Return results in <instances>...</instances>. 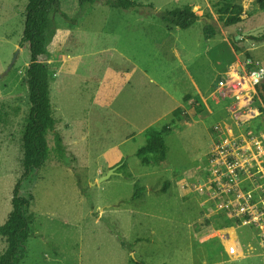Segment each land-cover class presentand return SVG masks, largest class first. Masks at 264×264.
I'll return each instance as SVG.
<instances>
[{
	"label": "rangeland",
	"instance_id": "rangeland-1",
	"mask_svg": "<svg viewBox=\"0 0 264 264\" xmlns=\"http://www.w3.org/2000/svg\"><path fill=\"white\" fill-rule=\"evenodd\" d=\"M136 1L145 5L59 0L68 17L51 15V98L67 157L23 182L35 220L20 264H264V8L231 0L242 20L227 27L221 0ZM28 2L0 0V225L23 173ZM185 5L200 18L167 32L160 11ZM135 19L146 22L122 23ZM166 123L167 157L143 164L146 130ZM136 185L145 190L132 200ZM7 244L0 234V257Z\"/></svg>",
	"mask_w": 264,
	"mask_h": 264
},
{
	"label": "trees",
	"instance_id": "trees-1",
	"mask_svg": "<svg viewBox=\"0 0 264 264\" xmlns=\"http://www.w3.org/2000/svg\"><path fill=\"white\" fill-rule=\"evenodd\" d=\"M100 0H79L81 8L87 4H93ZM114 8H134L145 4L136 0H105ZM264 8V0H257ZM61 13L64 17L68 15L61 11L59 0H29L27 4V15L20 45L30 43L31 60L27 70V81L29 86L30 112L27 123L22 132L23 157L21 160L23 173L18 179L12 197V209L7 219L0 225V234L7 237L8 244L0 257V264H20L28 253V240L34 235L31 225L34 223V215L31 212V204L34 200L33 192L21 193L23 182L32 181L38 169L45 166L50 160L56 159L60 162L67 157V148L64 137L56 129L57 119L54 116L53 102L51 98L50 63H49V30L51 15ZM219 18L224 26H232L242 20L239 10L233 8L231 0H221L218 8ZM160 17L170 26H179L187 29L193 26L200 18L191 6H179L165 8L160 11ZM215 28L211 23L205 27V36L212 37ZM236 49L242 47L232 40ZM245 55L253 67V54L246 51ZM258 91L263 96L261 87ZM186 99L190 95H186ZM196 100L201 101L199 95ZM184 111L177 107L173 113L178 118ZM173 127L166 123L162 128H149L146 130L145 144L136 150V156L143 164H150L153 159H165L168 155V144L166 134L172 132ZM54 134V145L49 142V135ZM125 166V164H124ZM167 188V184L163 188ZM145 190L144 186L136 185L131 199L138 198ZM241 221V220H240ZM234 225V224H231Z\"/></svg>",
	"mask_w": 264,
	"mask_h": 264
},
{
	"label": "crops",
	"instance_id": "crops-1",
	"mask_svg": "<svg viewBox=\"0 0 264 264\" xmlns=\"http://www.w3.org/2000/svg\"><path fill=\"white\" fill-rule=\"evenodd\" d=\"M156 20V19H155ZM160 20H162V19H160ZM153 22H154V20H152ZM163 22H165L164 20H162ZM127 22H130L129 24L128 23H125V22H122L123 23V25L124 26H126V25H130V26H132L134 23L137 25L139 22H140V25H144V23L146 22L145 21V19H135V20H132V21H127ZM159 21H157L156 20V23H154L155 24V26L157 27L158 26V23ZM166 23V22H165ZM167 24V23H166ZM74 25H76V24H74ZM120 25H122V24H120ZM151 25H153V23L151 24ZM169 26V29H168V31L167 32H173V27H175V29H178V28H181V27H179V26H170V25H168ZM61 33H60V30H58V32H57V36H59ZM114 35H116L117 37H121L122 36V34H121V32L120 31H116V32H114ZM117 51H120V52H122L121 50H119V49H116ZM170 52H172V50L170 49L169 50V53ZM123 53V52H122ZM77 56L78 55H80L79 53L78 54H76ZM136 66L138 65L137 63L135 64ZM170 94V92H167V95L168 96H170L169 95ZM240 256V255H239ZM239 256H237V257H239Z\"/></svg>",
	"mask_w": 264,
	"mask_h": 264
},
{
	"label": "built area",
	"instance_id": "built-area-1",
	"mask_svg": "<svg viewBox=\"0 0 264 264\" xmlns=\"http://www.w3.org/2000/svg\"><path fill=\"white\" fill-rule=\"evenodd\" d=\"M232 250H233V246H231V247L229 248V251H230V252H232Z\"/></svg>",
	"mask_w": 264,
	"mask_h": 264
},
{
	"label": "water",
	"instance_id": "water-1",
	"mask_svg": "<svg viewBox=\"0 0 264 264\" xmlns=\"http://www.w3.org/2000/svg\"><path fill=\"white\" fill-rule=\"evenodd\" d=\"M257 74H259V73H257Z\"/></svg>",
	"mask_w": 264,
	"mask_h": 264
}]
</instances>
